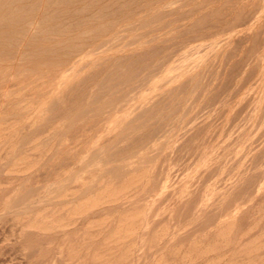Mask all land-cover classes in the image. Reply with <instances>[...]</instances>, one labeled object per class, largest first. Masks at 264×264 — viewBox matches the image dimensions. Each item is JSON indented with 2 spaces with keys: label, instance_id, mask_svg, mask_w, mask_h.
<instances>
[{
  "label": "rangeland",
  "instance_id": "obj_1",
  "mask_svg": "<svg viewBox=\"0 0 264 264\" xmlns=\"http://www.w3.org/2000/svg\"><path fill=\"white\" fill-rule=\"evenodd\" d=\"M110 1L111 3H109ZM136 1L137 0L135 1L134 0H124V1L121 0L120 2L119 0L118 2V0H113L114 7L113 6L111 7L110 5H112L113 3L112 0H82V2L81 0H56V1L49 0L48 8H50V10L51 8L54 10L55 20L48 22L41 28H35L34 33L37 35L38 38L43 36L45 38L50 37V39H62V40L64 39V43H67V45L70 46L72 43H75L77 45L78 44L81 45L80 48H78L76 52H73L71 53V55L66 57L67 58L66 62L59 61L58 62L59 65L51 66V64L39 61V59H33V60L29 59L22 63V66H20L21 68L17 70L13 68L11 72L8 75H6V77L3 78L2 75L0 74V81L3 80L2 82H0V88H3V89H0V98H1L0 107H2L0 108L1 110L0 113L3 114L4 112L3 115L0 114V123H1L0 127L2 128V124H5L7 122L5 126L3 125V128L5 127V129H0L2 131V132L0 131V135H4L2 137L0 136V141L3 140L0 142V149H1L0 152L2 151L0 153V156H1L0 157V187H1L0 188V205L4 208L3 209L0 207V261H1L0 264H60V261H61V264H64V263L76 264L79 257L80 258L82 257L81 258L82 260L79 258V260L81 261L80 262L78 261L77 264H90V263L95 264L93 261H95L96 264H99V263L102 264L104 261H105V264L107 263L114 264L112 262L117 261V259H118V262L116 264H120V262L123 260L124 261L121 262V264H155V262L157 261L159 264H164V262L165 264H168V263L169 264H187L189 262L191 263V260L194 257L191 263L193 264V262H195L194 259L197 254H198L197 255L198 257L196 259L198 261H196L195 264H205V263L215 264L216 262H219V261H220L219 264H224L225 262L226 263L228 262L227 264H238V263L250 264V262L251 264H257L258 262L259 264H263L264 244L262 243H264V238H263L264 237L263 236L264 235L263 234L264 232V226H263L264 225V208H263L264 204L262 203H264V182H263L264 181V153H263L264 144L262 141L264 140V135L262 134H264V128H263L264 121H262V119L264 120V117L260 116L259 118L258 116L257 118H255L254 112L245 113V110H243L244 112L241 114L238 112L236 108L239 109L243 105V103H245L246 101L245 97H244L245 99L241 100V103L236 105L237 107L234 105L233 112H228L226 110L221 111L220 108L217 106L216 99L213 98V100H210V98L212 95L215 96L217 93H219V95L222 96V93H220L222 90L221 89L222 85H220L217 80H214L213 82L212 81L213 76L208 73H206L207 75L206 74L203 75L204 78L203 77L201 78L202 79L201 85L206 86L208 84L209 86L207 85L206 86L207 88H205L204 86L203 87L204 89H203L201 88L202 86L200 85L201 87L199 86V88L201 90H199V88L196 90V88L193 87L191 95H187V93H185L186 90L183 91L184 93H182V91L180 90H177L176 88L174 90V87H177V85L180 83L187 82V83H190V85H192L194 81H196V79L200 78V76H196L198 69L200 67H205L209 63V61L213 58V52H210L209 50L203 47L208 41L189 42L186 38L190 36L196 37L203 30H206L209 27H215L217 25V22L220 19L230 20L231 18H233L235 11H237L236 10L237 5H239L240 3L244 1L246 3L249 0H225L224 2L223 0H213V1L209 0L210 2L208 0H206L207 2L205 0L204 2L203 0H163V1L159 0L160 2H154L156 0H143V1L138 0V2ZM201 1L203 2V4L208 3V2L209 3L207 5L205 4V6L202 5L203 6L202 7ZM255 1L256 0H250V2L248 3L249 5H247L245 7V10L243 11L245 12V14L247 12L248 14L251 12L256 13L255 16H257V19L253 21L251 20L248 22V24H251L252 27L249 25H246V27L249 26V29L251 28L250 29L251 31L249 30V33H251L252 36L257 34L256 35L257 39H261V37H264V34L262 35V33H264L263 31L264 28H262L264 27V0L262 1L257 0L256 2ZM152 2L154 3L152 4ZM24 3L28 5L29 0H0V32L9 31V29H7L5 26L6 24L5 19L2 20L1 18L9 17V15L13 12L12 10H15V8H19L17 10L18 12H20L21 11L20 5ZM121 3H124L122 4L124 7L121 5ZM127 3L128 4L131 3V4L127 5ZM119 4L122 6V8L118 7ZM184 4L185 6H183ZM145 5H146L145 8L139 9L140 7H144ZM194 5L195 7L198 6L197 8L200 11H198L197 8L194 10ZM83 6L84 7L87 6V7L83 9ZM175 7L177 8L176 10H174V12L176 13L171 12L172 14L171 16L170 11H172ZM220 7H221V10H220ZM103 8H106L105 11H103ZM190 8L193 10H191ZM215 8L216 10H214ZM208 11H213V12L210 13ZM214 11L219 12V14L214 13ZM64 12L65 13L67 12L68 14H65ZM75 12H78L79 14L77 13L73 14ZM189 12H191V14ZM167 13L170 14L169 17H167L168 16ZM180 13L181 14L184 13V15L182 16L183 18L186 16V14H187V17H185L184 19L182 18L181 20V17H179L181 16ZM106 14L108 15L107 17H106ZM165 14H167L166 18H165ZM210 14L211 15L213 14V15L211 16ZM103 15H105L104 16L105 18L102 17ZM199 15L201 16L199 17ZM213 16L214 17L219 16L221 18L217 20L218 17H215L216 19L215 20L213 19L214 18ZM161 17H162V20H161ZM204 17H207L206 21H208L206 22L203 20L204 23L206 22V26L205 25L202 26L204 23L200 20ZM127 18L129 20H127ZM173 18L174 20L172 21L171 19ZM125 19L127 21H125ZM155 19L160 20V21L155 22L154 21ZM169 19L172 22L176 20L177 21L176 23L175 22L172 23L171 21H168ZM123 20L125 22H123ZM79 22L80 23L83 22V23L80 24ZM148 22L150 24H148ZM164 22L169 27H166L167 25H165ZM169 22H171L172 24H170ZM162 23L164 26L161 25ZM190 24H192L191 30L194 29L193 27H195L197 31L194 29L193 33L189 32L190 34H188V36L184 35L183 38H177L176 37L177 34L179 35V33H181L180 31L184 32L185 28H187V26H190ZM207 24H209V27ZM210 24H212V26ZM66 25L69 27H66ZM140 25L144 27H141ZM158 26L160 27L162 26V28L163 27L164 28L166 27V28L162 29V28H159ZM258 26L261 27L262 32L260 31L261 30L260 28L258 29ZM49 27L50 28L52 27V28L49 29ZM152 27H155V28H152ZM174 27L175 28L178 27V29L177 28L174 29ZM156 28H157V31L154 30ZM60 29H62L60 33L56 32V31H59ZM169 29L170 30L172 29V31L166 32ZM151 30H154L155 32L153 31L152 33H150ZM145 31L146 32L149 31V34H146ZM141 32L142 33L144 32L145 36L141 37V34H142ZM163 32L165 34H163ZM139 34L141 38L138 36ZM170 34H172V36ZM240 34L235 33V32H231V33L223 32L219 36V38L225 39L227 36L231 35L230 39L233 40V47H234L235 46L234 44L236 43L235 41L239 39L241 36ZM134 35L136 36L134 37ZM152 35L155 37L157 36V37L155 38L154 41L153 40L149 41L148 40L149 38L154 39ZM173 36L176 38H174ZM163 39H168V41H164ZM184 39H186L185 42H184ZM115 40L116 41L118 40V41L116 42ZM145 41L146 42L148 41L150 43L147 42L148 43L147 44L145 43ZM160 41L162 42L159 44ZM163 41H164V44H162ZM179 41L181 42L179 43ZM175 42L177 43L173 44L172 46V43H175ZM125 43H127L126 44L127 47H125ZM128 43H130V45H128ZM142 43L144 44V46L140 45ZM83 44L88 45V46L83 47L84 46ZM244 44L245 45H242L243 47L248 46V44L246 43ZM118 45H120V47L124 45V50H122L123 47L120 49ZM163 45L168 46V47L165 48V46ZM196 45H199L200 47ZM152 46H155V47L153 48ZM151 47H152V51L148 50V49H151ZM189 47L192 49V56L187 57L188 56L187 49ZM68 48L71 49L70 47H67L65 48V50H67ZM159 48L161 50L163 48L165 49L161 51ZM200 48H204V49H200ZM104 49H106L107 51ZM117 49L119 50V52L120 51L121 52L117 53L118 52ZM72 50L74 51V49H71V51ZM114 50L116 52H113ZM174 50H175V53L173 52ZM146 51L148 52V54L146 53ZM195 51H198L196 53L197 56H195L196 55ZM171 52L173 53L171 54ZM237 53L239 54V51H237ZM184 54L186 55V57L183 56L181 58V56ZM121 55L123 56L127 55L129 59H125V61L124 60L121 61V64L119 66H109V62H111L112 59L118 56H121ZM141 55L142 57L139 59ZM110 56L111 58L109 59L108 57ZM103 57L104 59H101ZM144 57L145 59H143ZM177 57L178 58L180 57V58L178 59ZM106 58L108 59L105 61ZM135 58H137L138 61H136ZM1 60L2 61H0V65L11 64L10 63L11 61L6 60L5 57H2ZM95 60H97L98 63H100L101 65L100 66L99 64L96 65L97 61ZM190 60H191V63H190ZM131 61H132V64L129 65ZM88 62L91 64L90 65L87 64ZM160 62L162 63V65L156 70L150 71L148 69V67H150L151 65H155L156 63H160ZM85 63L87 66L85 65ZM81 64H84L86 68L82 67L83 65L81 66ZM176 64H179V65L182 64L181 65L182 68L180 70L174 68L170 72H167V69L169 67L175 66ZM196 64L198 65L197 67L195 66ZM144 65L148 67H144ZM78 67L80 70L78 69ZM101 67L103 68L101 69ZM77 70H79L80 72L78 71V73H76ZM136 71L137 72L139 71L138 74ZM89 72H92V73L90 74ZM106 72H109L110 76L114 75L113 76L114 79L113 77L105 78ZM48 73L50 74V76L48 75ZM129 74L134 77H132L131 79H126L127 76H130ZM75 75L77 77H75ZM34 76L35 77L38 76V77L35 78ZM207 76H210L208 77L209 79L207 78ZM30 77L32 79L28 80L30 79ZM44 77L45 79L46 77L48 79L45 80ZM70 77L72 78V80ZM169 78H171V80L167 82ZM41 79L42 81L39 82ZM122 79H124V81L130 80L131 85H126V87L122 89L120 88L121 85H115V82L118 83V81ZM210 79L211 81H209ZM26 80L28 81L26 82ZM23 81H25V83ZM7 83H8V86H7ZM51 83L52 84L56 83V85L54 84L55 86L53 85V87L51 88L49 87V85H52ZM216 83H218V85L220 86H218ZM12 84L14 85L13 89H11L13 87ZM108 85H111V86L108 87ZM38 87H39V90H38ZM4 88L5 89L8 88V89L5 90ZM41 88L43 91H40ZM1 90L4 92L6 91L7 94L5 95V97L1 95L2 93ZM35 92H38V93L35 94ZM122 92L128 93L129 97L124 99V97H122L121 95ZM233 95L235 96V90L233 91ZM167 96H169V98H167ZM9 97H11L12 99ZM41 97H45V99ZM72 97L74 98L71 99ZM173 97H175V100ZM35 98H37L38 100ZM233 99H234L233 101L235 100L237 101V95ZM221 100H222V97H221ZM263 100L264 99L259 101L258 99L257 102H255L256 103L255 105L259 104V106L262 107L264 105ZM169 101H171V103ZM31 102H34L35 104H37V106H35V104ZM167 103H170V104H167ZM7 105L8 107H5ZM14 105H18V106H14ZM25 106L27 108L29 107V110ZM59 106L60 107L62 106V107L60 108ZM3 107H5L6 111L3 110L4 109ZM11 107L13 110L10 109ZM15 107L17 108L15 109ZM59 110H63V112L60 113ZM236 111L238 112L236 113L237 115L235 114ZM5 112L6 113L8 112L9 115L8 114L6 115ZM222 112H224L225 115ZM194 115H196L197 117ZM250 115L251 116L253 115V116L251 117ZM261 115L264 116V108H262L261 110ZM248 116H249V119L246 118ZM35 117H37V119H35ZM54 117H57V118H54ZM10 119L11 120L14 119V120L11 121ZM40 120H42L43 122ZM221 120L223 121V123ZM240 120L242 121L241 123H240ZM255 120L257 122L259 121L262 122V123L261 122L258 123L259 125H257L256 130H255L256 127L254 126L256 123ZM8 121H10V123ZM37 122H39V124ZM8 124H9V128L11 124L12 125L14 124L13 125L14 127L11 126L13 127V129L11 128L12 130L9 128H6ZM55 124H58V125H55ZM230 124H231V127H230ZM29 125L32 127H30ZM235 125L236 127L238 126L239 128H236ZM241 126L244 128H241ZM248 126H249V129L247 128ZM252 128H253L252 132L254 134L253 133L251 134ZM262 128H263V133L261 132ZM23 129L25 131L22 132ZM79 129L81 130L82 135H84V133L86 132L85 134H87L88 137L84 135L85 136L84 138L82 135H80L81 132H79L80 131ZM222 130L223 131L226 130V133L225 131L223 132ZM200 131L202 132L200 133ZM246 131L248 132L245 133ZM260 132L262 134H260ZM223 133L225 137H222ZM11 135L12 136L14 135L12 137L13 139L9 140ZM250 135L252 136L250 137ZM212 136L215 137L216 139L213 138ZM243 136L245 138H243ZM37 137L39 141L32 140L33 138H37ZM17 138H18V141H16ZM211 138H213L214 140L213 139L211 140ZM255 138H258L261 140L258 141V139H255ZM66 139H68V141ZM105 139H106V142H104ZM210 140L212 141L211 144L209 143ZM253 140L254 141L257 140V142H255L254 144ZM27 141L28 142L33 141V143L30 142V146H29V143ZM87 141L89 144L86 143ZM72 142H73V145H72ZM90 142H92V144H90ZM208 143L211 146H209ZM215 143L217 144L219 143V144L217 145ZM26 144L28 146H26ZM85 144L86 145L88 144L87 145L88 149L84 147ZM203 144H205L206 146L205 145L203 146ZM10 145H13L12 146L13 148ZM257 145L258 147L259 146L260 147L257 148ZM245 146H247L246 147L247 149L245 148ZM254 146H255V150L252 149ZM33 147H37V148L34 149ZM52 147H53V150H52ZM83 147L85 148V150ZM47 148H48V151H46ZM7 149L8 150L12 149L11 151L8 152L9 155L7 154ZM82 149L84 151H82ZM120 149L122 150L120 151ZM199 149H201L200 153H198ZM5 150H6V154H4ZM25 150L26 151L28 150L27 154ZM260 150H262L263 152H260ZM70 151H71V154H70ZM250 151L252 152L250 153ZM258 152L260 153V155ZM73 154L75 155L74 157H73ZM6 155L8 156L6 157ZM20 156L22 159H24L25 157L26 158L24 160L22 159L20 160L19 159ZM71 157L72 159H70ZM16 158H18L19 160L18 159L15 160ZM27 158L28 160L32 162L28 161ZM254 158L255 159L257 158L256 160H258V162H256ZM253 159L255 161H253ZM13 160L17 162L20 161V163L22 161L24 165H22V163L21 165L17 164V162ZM25 160L29 164H26ZM60 160L62 163L60 162ZM11 162H14L15 164ZM51 162L52 163L54 162V163L51 165ZM254 162L257 164H254ZM58 163L61 166L62 165L63 166L59 168L60 165ZM67 163H70V165L69 164L67 165ZM11 164L13 166V169L11 168L12 167ZM49 164L50 166H48ZM9 165L11 167L8 168L7 170L6 168L9 167ZM14 165L15 166L20 165L22 168L24 166V168L22 169V171L20 170L21 172H19V171L14 170V168H17ZM25 165H27V167L29 166L30 168L28 167V169L25 170L27 168ZM256 165L258 166V168H256ZM57 167H58V170H56ZM245 167L247 169H245ZM54 168L56 169L54 170ZM251 168H254L255 170ZM10 169L13 171H11ZM142 169H145V170H142ZM140 171L142 172L144 171V174L146 172L147 175L145 176L142 175L143 173ZM62 173H64L63 174L64 177ZM61 176L63 177L62 179H61ZM129 176H132V178ZM87 177H89V179H87ZM127 177L129 178L127 179ZM79 182L83 185V187H81V184ZM107 182L111 183L109 184L110 186L108 185ZM138 182H140V184H138ZM105 183L107 184L105 185ZM135 184H136V187H135ZM113 185H115V187ZM111 187L113 189H110ZM115 188L117 192L115 191ZM118 188L120 190L122 188L123 190L121 191L117 190ZM107 190H108V193L103 194V193H106ZM65 191L68 192L69 194L66 193ZM76 191H77V194H76ZM101 191L102 193L98 195V192H101ZM70 193L75 194V196L73 195L71 197L72 194L70 195ZM88 193L92 196V198H94V200L97 196L96 199L97 201H99V202H96L95 200L96 205L90 206V208L87 207V205H84L86 201L83 200L87 197ZM115 193H116V196H114ZM122 193H124L125 195ZM94 194H97V195L95 196ZM64 195L67 197H64V199H62ZM121 196H123L124 198ZM59 197H61V199ZM98 197L100 198V200ZM109 198L117 199V200L111 203H107V204L103 203V200L109 199ZM256 199L258 201H256ZM76 202L79 204H76ZM82 205L84 207H82ZM262 205L263 207H261ZM95 206H96V209H94ZM62 207H63L62 209L63 211L61 210ZM77 208L83 210V213L81 210L79 211ZM139 209H141L142 211H140ZM133 210L135 213H133ZM86 211H89V212H86ZM37 212L40 214H38ZM125 212H129L127 214L129 216H126ZM35 213H37V215H35ZM134 214L139 215V217L136 215L134 216ZM46 215L48 218L46 217ZM121 215L123 216V218L121 217ZM61 217L63 218V220ZM40 218L41 220H39ZM43 218H45V220ZM57 218H61V219H57ZM48 219H50L49 220L50 222L46 221ZM64 219H65V222H62L64 221ZM68 219H70L71 221ZM92 219L96 220V222L94 221L95 222L94 223ZM107 219L109 220L111 219V220L109 221ZM52 220L53 221L55 220L54 221L55 223L57 220V224H54ZM122 220L126 222L122 223L123 222ZM127 220H128V223H127ZM232 220L234 221L231 222ZM43 221L46 222L48 229L46 228L47 226H45L44 228L37 226L38 223L40 222H42L43 224L44 223ZM130 221L131 223H134V225L129 223ZM138 221H141L140 222L141 224L137 226L135 224H138L139 223ZM58 222H60V224ZM89 222H91V224L94 227L91 226ZM97 222L100 223L101 228L98 226L99 223ZM118 222L122 226H120ZM224 222H226V224ZM49 223H51L50 226L48 225ZM105 223H106V226H105ZM63 224L68 227L66 228V226H64ZM229 224L231 225V228L233 227L232 229L230 228ZM255 224L257 225L256 226L257 228L255 227ZM15 225H18V226L16 227ZM118 225L120 226V228H118ZM27 226H30V227L27 228ZM136 226L137 228H139V230H135L137 229L135 228ZM253 226L255 227V229L253 228ZM18 227H20V229ZM31 227L32 228L34 227V228L32 229ZM35 227H37L38 230L35 229ZM56 227L57 229H55ZM97 227L98 229L99 228L100 229L98 230ZM115 227L118 228L119 230L116 229ZM24 228H27V229H24ZM45 228L47 230H44L43 232L40 231L41 229L43 230ZM50 228H53V230L54 229L55 230L54 231L52 229L50 230ZM161 228L166 232H164ZM126 229H127V233H125ZM100 230L104 231V233L102 232L101 234V232H98ZM133 230H134V234H132ZM227 230L228 231L231 230L230 231L231 234ZM246 230L251 231L253 235L250 234L251 232L249 231H247L248 235H246L247 232L244 233ZM93 232L95 235L93 234ZM161 232H163L164 235ZM110 233H113V235L111 234L110 236ZM242 233L243 235L241 237L240 234ZM84 234L87 235V237H85ZM128 234L129 235L131 234V235L129 236ZM154 234L156 235L155 239L157 240L159 239L158 241L156 240V242L154 239L155 236H153ZM227 234L229 237L227 236ZM260 234H262L261 235L262 237L260 236ZM114 235L117 236L116 238L117 240L114 238L115 237ZM119 235L120 236L122 235V237H120ZM215 235L218 237H216ZM250 235L252 237H250ZM90 236H92L93 238L92 237L89 238ZM157 236H159V238ZM212 236L213 237L215 236L214 239L212 238ZM222 237H224L226 242L228 241L229 243L227 242L226 244L225 240L221 239ZM246 237H249L250 239L249 238L247 239ZM120 238L121 239L123 238L124 240L126 239L125 240L126 242H124V240H120ZM215 238H217V240ZM258 238H260L261 240L260 239L257 240ZM85 239L87 242L83 241ZM109 239H112V240H109ZM70 240L73 242H71ZM152 240H154V242ZM192 240L193 242H190ZM214 240L217 241L218 243L215 242ZM242 240H246L247 242L245 243V241H242ZM252 240H254L255 242ZM256 240L258 241V243H256ZM81 241H83L84 243ZM117 241H122V243L120 242L117 243ZM106 242L107 243L110 242V243L106 244ZM112 242L113 243L116 242V243L113 244ZM248 242L250 244L247 245ZM123 243L125 244L123 245ZM216 243H217V246H216ZM222 243H224V245H220ZM239 243L241 244L239 245ZM255 243H256V246H255ZM190 244H192L193 247L194 246L196 247L193 248L191 247L192 245ZM218 244L220 245V247ZM242 244L243 246L241 247ZM260 244H262V247ZM60 245L63 246V248H61ZM70 245H72L71 248H70ZM103 245L105 246L103 247ZM117 245L118 246L121 245L119 246L121 247L119 248L120 251L116 249L118 248ZM252 245H254V247ZM76 246H77V249H76ZM222 246L223 247L225 246L224 247L225 249H223ZM244 246L247 248V251H245L246 248ZM208 247L212 249V252L211 251L209 252ZM214 247L216 248V250ZM238 248H239V251H238ZM103 249L105 251H103ZM126 249H129L130 251L125 252L127 254L125 255V259H126L125 260L124 255L122 253H124L123 251H127ZM240 249L241 250L244 249V252L242 253H244L245 256L240 252L241 251ZM58 250L60 251L62 250V251L58 252ZM95 250H99V251H95ZM190 250L192 253L190 252ZM236 250L242 255H240L239 253L237 254V252H235ZM249 250H252V251H249ZM56 251L58 253V256L60 254V257L56 255ZM94 251L95 253L96 252L97 253L95 254ZM201 251L203 252V255ZM73 252H75L74 255L72 254ZM103 252L107 253V256L109 254L108 259L105 253ZM228 252L229 254H227ZM234 252L236 255L233 254ZM188 253L189 254L191 253L190 255L192 257H190ZM207 253L209 254V256H207L208 255ZM76 254L78 255L75 256ZM93 254H95L97 256L96 258L98 259L100 257L99 255L101 254L102 256L103 254V256L100 257L101 261H99L98 259H97L98 261H96L95 256ZM69 255H71V257ZM111 255L112 256L115 255V256L112 257ZM120 255L123 256L122 257L123 259L121 258ZM250 255L251 257H249ZM64 256L66 259L64 258ZM72 256L73 257L75 256V258H73ZM85 256H87L88 258ZM241 256L242 257L244 256L245 258L242 259ZM246 256L248 258H246ZM160 257L162 259L159 260ZM218 257L219 258L225 257V259H222V260L220 259L218 261ZM232 257L235 259L233 260L229 259ZM60 258L61 260H59ZM120 258L121 260H119ZM185 258L187 260H185ZM257 258L260 259L261 263L260 261H258ZM228 259L231 260V262H229ZM252 259L254 261L257 259V261L253 263ZM66 260L69 262L71 261L72 263L66 262ZM213 261L214 262L216 261V262L214 263ZM232 262H235V263H232Z\"/></svg>",
  "mask_w": 264,
  "mask_h": 264
},
{
  "label": "bare ground",
  "instance_id": "obj_2",
  "mask_svg": "<svg viewBox=\"0 0 264 264\" xmlns=\"http://www.w3.org/2000/svg\"><path fill=\"white\" fill-rule=\"evenodd\" d=\"M56 1V0H55ZM122 1H124V0H122ZM135 1V0H134ZM140 1V0H139ZM143 1V0H142ZM141 1V2H142ZM161 1V0H160ZM159 0H156V1H154V2H160ZM163 1V0H162ZM206 1V0H205ZM209 1V0H208ZM213 1V0H212ZM225 0H223V2H224ZM257 1V0H256ZM255 1V2H256ZM262 1V0H261ZM26 2V1H25ZM81 2H82V0H81ZM90 2V1H89ZM112 2H113V0H112ZM118 2H119V0H118ZM120 2H121V0H120ZM130 2H132V1H130ZM136 2H138V0L136 1ZM154 2H152V4L154 3ZM203 2H204V0H203ZM203 2L201 1V6L202 5H204L205 6V4L207 5L208 3H205V4H203ZM207 2V1H206ZM250 2V0L249 1H247L246 3H245V1L244 2H242V3H240L239 5H237V7H236V10L237 11H235V13H234V15H233V18H231L230 20H223V19H220L221 17H219V16H215V17H218V19L217 20H219L218 22H217V25L215 26V27H209V24H207L208 25V29H206V30H203L198 36H194V37H192V36H190V37H187L186 39L189 41V42H191V41H208L203 47L204 48H206L207 50H209L210 52H213V58L209 61V63L205 66V67H200L199 69H198V71H197V73H196V76H200V78H198V79H196V81H194V83L192 84V85H190V83H187V82H185V83H180V84H178L177 85V87H174V90H175V88L177 89V90H180V91H182V93H184L183 91L184 90H186V92L185 93H187V95H191V92H192V88L193 87H195L196 88V90L199 88V86L201 85V83H202V77H203V75L204 74H206V73H208V74H210V75H212L211 77L213 78V82H214V80H217L218 81V83L220 84V85H222V90H221V92H220V90H219V92L220 93H222V96L221 95H219V93H217L215 96L214 95H212L211 96V98H210V100H213V98H215L216 99V103H217V106L220 108V110L221 111H228V112H233V109H234V105L236 106L237 104H239V103H241V100L242 99H245L246 98V101H245V103H243V107L241 106L239 109L238 108H236L237 110H238V112L241 114V113H243L244 111L243 110H245V113L246 112H254L255 113V118H257L258 116H259V118H260V116L261 117H264L263 115H261V110H262V108H264L263 106L262 107H260L259 106V104L258 105H255L256 103L255 102H257V100L259 99V101H261L262 99H264V37H261L260 35V37H261V39H257V34H255L254 36H252V34L251 33H249V30L251 29H249V26H251V24H248V22L249 21H253V20H255V19H257V16H255L256 15V13L254 14L253 12H251V13H249L248 14V12L245 14V12L243 11V10H245V7L247 6V5H249L248 3ZM10 3V2H9ZM8 3V4H9ZM12 3V2H11ZM27 3V2H26ZM48 3H49V0H29V4L28 5H26L25 3L24 4H22V5H20V9H21V11L20 12H18V10L17 9H19V8H15V10H12L13 12L9 15V17H7V18H1L2 20L3 19H5V21H6V24H5V26H6V28L7 29H9V31H1L0 32V61H2L1 59H2V57H5L6 58V60H9V61H11L10 63L11 64H2V65H0V74L2 75V77L4 78V77H6V75H8L10 72H11V70L13 69V68H15L16 70L17 69H19V68H21L20 66H22V63L23 62H25V61H27V60H29V59H39V61H42V62H44V63H48V64H51V66H55V65H59L58 64V62L59 61H61V62H66L67 60V58L66 57H68L69 55H71V53H73V52H76L77 51V49L78 48H80V46L81 45H77V44H75V43H72L70 46L69 45H67V43H64V39L62 40V39H50V37L49 38H45V37H40V38H38L37 37V35L34 33V29L35 28H41V27H43L45 24H47L48 22H50V21H52V20H55L54 19V10L51 8V10H50V8H48ZM68 3V2H67ZM97 3V2H96ZM99 3V2H98ZM109 3H111V1L109 2ZM116 3V2H115ZM126 3V2H125ZM173 3V2H172ZM211 3H213V2H211ZM210 3V4H211ZM214 3H216V2H214ZM235 3V2H234ZM7 4V5H8ZM54 4H56V3H54ZM75 4H77V3H75ZM94 4H95V2H94ZM114 2L112 3V5H110L111 7L113 6L114 7ZM122 4H124V3H121V5ZM129 4H131V3H129ZM128 3H127V5H129ZM151 4V5H152ZM209 4V5H210ZM233 4V3H232ZM256 4V3H255ZM71 5V4H70ZM93 5V4H92ZM116 5V4H115ZM120 4H119V8H122V6H121ZM135 5H136V3H135ZM170 5H171V3H170ZM229 5V4H228ZM252 5V4H251ZM60 6V5H59ZM75 6V5H74ZM89 6V5H88ZM121 6V7H120ZM149 6V5H148ZM182 6V5H181ZM183 6H185V4L183 5ZM225 6V5H224ZM226 6H227V4H226ZM258 6V5H257ZM85 7H87V6H85ZM84 6H83V9L85 8ZM95 7V6H94ZM124 7V6H123ZM146 7V5L144 6V7H140L139 9H141V8H145ZM163 7V6H162ZM171 7V6H170ZM198 7V6H197ZM197 7H195V5H194V10L197 8ZM200 7V6H199ZM203 7V6H202ZM219 7V6H218ZM253 7H254V5H253ZM118 8V9H119ZM155 8V7H154ZM180 8V7H179ZM201 8V7H200ZM224 8V7H223ZM258 8V7H257ZM23 9V10H22ZM74 9V8H73ZM82 9V8H81ZM80 9V10H81ZM105 9L106 8H103V11H105ZM110 9V8H109ZM124 9V8H123ZM163 9V8H162ZM177 8L175 7L172 11H170V14H171V12L173 13L174 12V10H176ZM191 9V8H190ZM198 9V8H197ZM76 10V9H75ZM88 10V9H87ZM92 10H93V8H92ZM108 10V9H107ZM115 10V9H114ZM138 10V9H137ZM187 10V9H186ZM191 10H193V9H191ZM206 10V9H205ZM212 10V9H211ZM214 10H216V8L214 9ZM217 10H219V9H217ZM220 10H221V7H220ZM86 11V10H85ZM135 11V10H134ZM178 11V10H177ZM189 11V10H188ZM198 11H200L199 9H198ZM226 11V10H225ZM62 12V11H61ZM79 12V11H78ZM78 12H75V13H73V14H79ZM96 12V11H95ZM112 12V11H111ZM115 12V11H114ZM123 12V11H122ZM151 12V11H150ZM162 12V11H161ZM184 12V11H183ZM208 12H213V11H208ZM207 12V13H208ZM231 12V11H230ZM230 12H228V13H230ZM256 12H257V10H256ZM57 13V12H56ZM65 13V12H64ZM80 13H81V11H80ZM99 13V12H98ZM100 13H101V11H100ZM174 13H176V12H174ZM190 14H191V12H189ZM214 13H218L219 14V12H215L214 11ZM65 14H68L67 12L65 13ZM71 14V13H70ZM94 14H96V13H94ZM108 14V13H107ZM106 14V17L108 16ZM128 14V13H127ZM158 14V13H157ZM168 14V13H167ZM167 14H165V18H166V16H167ZM170 14H168V16L167 17H169V15ZM186 14V13H185ZM189 14V15H190ZM205 14V13H204ZM226 14V13H225ZM57 15V14H56ZM55 15V16H56ZM62 15H64V14H62ZM113 15V14H112ZM136 15V14H135ZM174 15V14H173ZM179 15V14H178ZM180 15L181 16H179V17H181V20H182V16L184 15V13L183 14H181L180 13ZM202 15V14H201ZM201 15H199V17L201 16ZM209 15V14H208ZM211 15V14H210ZM213 15V14H212ZM211 15V16H212ZM216 15V14H215ZM223 15V14H222ZM221 15V16H222ZM105 15H103L102 17H104ZM144 16V15H143ZM163 16V15H162ZM171 16H172V14H171ZM203 16V15H202ZM230 16V15H229ZM228 16V17H229ZM67 17V16H66ZM178 17V16H177ZM185 17H187V14H186V16ZM184 17V18H185ZM190 17H192V16H190ZM210 17V16H209ZM214 17V16H213ZM212 17V18H213ZM215 17L213 18V19H215ZM224 17V16H223ZM222 17V18H223ZM60 18H62V17H60ZM74 18V17H73ZM86 18V17H85ZM99 18V17H98ZM105 18V17H104ZM103 18V19H104ZM183 18V19H184ZM206 18L207 17H204V18H202V19H200L202 22H203V20L204 21H206ZM87 19H88V17H87ZM97 19V18H96ZM132 19V18H131ZM157 19V18H156ZM154 20L155 22L156 21H160V20ZM159 19V18H158ZM127 20H129L128 18H127ZM126 19H125V21H127ZM161 20H162V17H161ZM172 21L174 20V18L173 19H171ZM170 19L168 20V21H171ZM176 20V19H175ZM178 20H179V18H178ZM180 20V21H181ZM196 20H197V18H196ZM198 20H199V18H198ZM210 20H212V19H210ZM216 20V19H215ZM215 20H213V21H215ZM72 21V20H71ZM80 21H81V19H80ZM124 20H123V22H125ZM141 21V20H140ZM153 21V22H154ZM171 21V22H172ZM177 21V20H176ZM176 21H174L175 23H176ZM2 22V21H1ZM68 22V21H67ZM87 22V21H86ZM115 22V21H114ZM113 22V23H114ZM122 22V21H121ZM151 22V21H150ZM167 22V21H166ZM169 22L170 24H172V23H174V22ZM197 22H199V21H197ZM206 22H208V21H206ZM206 22L202 25V26H206ZM80 23V22H79ZM83 23V22H82ZM82 23H80V24H82ZM85 23V22H84ZM88 23H90V22H88ZM118 23V22H117ZM120 23V22H119ZM135 23V22H134ZM138 23V22H137ZM142 23H144V22H142ZM214 23H216V22H214ZM253 23V22H252ZM257 23V22H256ZM112 24V23H111ZM145 24H147V23H145ZM148 24H150L149 22H148ZM164 24L165 25H167L165 22H164ZM193 24V23H192ZM192 24H190V26H187V28H185V31L184 32H182V31H180L181 33H179V35L177 34V38H183V36L184 35H186V36H188V34H190V33H193V31H194V29H195V27H193L194 29H192L191 30V28H192ZM254 24V23H253ZM252 24V25H253ZM263 24V23H262ZM162 26H164L163 25V23L161 24ZM179 25V24H178ZM185 25V24H184ZM184 25H182V26H184ZM194 25V24H193ZM201 25V24H200ZM211 26H212V24H210ZM246 25H249V26H247L246 27ZM77 26V25H76ZM79 26V25H78ZM141 26V25H140ZM162 26L160 27V26H158L159 28H162ZM171 26V25H170ZM260 26H262V25H260ZM2 27V26H1ZM53 27V26H52ZM51 27V28H52ZM54 27H55V25H54ZM57 27H58V25H57ZM61 27V26H60ZM66 27H69V26H67L66 25ZM141 27H144V26H141ZM140 27V28H141ZM156 27V26H155ZM155 27H152V28H155ZM157 27V28H158ZM166 27H169L168 25L166 26ZM165 27V28H166ZM179 27V26H178ZM178 27H176L177 29H178ZM190 27V28H189ZM198 27V26H197ZM196 27V28H197ZM252 27V26H251ZM256 27H257V25H256ZM50 27H49V29H51ZM65 28V27H64ZM157 28L156 29H154V30H156L157 31ZM164 28V27H163ZM162 28V29H163ZM164 28V29H165ZM175 27H174V29H176ZM255 28V27H254ZM261 29V27H259L258 26V29ZM262 28H264V27H262ZM48 29V28H47ZM46 29V30H47ZM79 29V28H78ZM150 29V28H149ZM173 29V28H172ZM172 29L170 30H168V31H166V32H169V31H172ZM63 30H65V29H63ZM140 30V29H139ZM154 30H151L150 31V33H152ZM196 30V29H195ZM254 30V29H253ZM43 31V30H42ZM62 31V29H60L59 31H56V32H58V33H60ZM93 31V30H92ZM159 31V30H158ZM197 31V30H196ZM199 31V30H198ZM251 31V30H250ZM258 31V30H257ZM261 32H262V29L260 30ZM264 31V30H263ZM46 32V31H45ZM44 32V33H45ZM146 32V31H145ZM155 32V31H154ZM190 32V33H189ZM200 32V31H199ZM223 32H229V33H231V32H235V33H241L240 35V38L239 39H237L234 43V47H233V40L232 39H230L231 38V35H229V36H227L225 39H220L219 38V36L223 33ZM247 32V33H246ZM41 33H43V32H41ZM49 33V32H48ZM142 33V32H141ZM175 33V32H174ZM255 33V32H254ZM258 33V32H257ZM143 34V35H142ZM141 34V37L142 36H145L144 35V32ZM146 34H149V31H147L146 32ZM163 34H165L164 32H163ZM162 34V35H163ZM264 33H262V35H263ZM83 35H85V34H83ZM82 35V36H83ZM159 35V34H158ZM161 35V36H162ZM171 36H172V34H170ZM224 35V34H223ZM136 35H134V37H135ZM139 37H140V34L138 35ZM153 36V35H152ZM151 36V37H152ZM160 36V35H159ZM158 36V37H159ZM169 36V35H168ZM218 36V37H217ZM140 37V38H141ZM154 37V39L152 38H149L148 40L150 41H154L155 40V38L157 37H155V36H153ZM174 37V36H173ZM176 37H174V38H176ZM216 37V38H215ZM238 37V36H237ZM56 38V37H55ZM61 38V37H60ZM93 38H95V37H93ZM121 38V37H120ZM165 38H167V37H165ZM173 38V39H174ZM130 39V38H129ZM169 39V38H168ZM168 39H163L164 41H168ZM186 39H184V42L186 41ZM74 40V39H73ZM84 40V39H83ZM118 40H119V38H118ZM117 40V41H118ZM131 40V39H130ZM129 40V41H130ZM170 40V39H169ZM116 41V40H115ZM116 41V42H117ZM132 41V40H131ZM137 41H139V40H137ZM164 41H163V43L162 44H164ZM187 41V42H188ZM67 42V41H66ZM115 42V43H116ZM133 42V41H132ZM134 42H135V40H134ZM148 42V41H147ZM146 41H145V43H147ZM162 41H160L159 42V44L161 43ZM181 41H179V43H180ZM123 43V42H122ZM144 43V42H143ZM140 44L141 46L143 45L144 46V44ZM148 43H150V42H148ZM147 43V44H148ZM177 42H175V43H172V46H173V44H176ZM244 43H246V44H248V46H245V47H243L242 45H245ZM119 44V43H118ZM126 44L127 43H125V47H127L126 46ZM132 44H134V43H132ZM146 44V45H147ZM158 44V43H157ZM170 44V43H169ZM84 45V44H83ZM111 45V44H110ZM128 45H130V43H128ZM137 45H139V44H137ZM178 45V44H177ZM32 46V47H31ZM85 46H88V45H84L83 47H85ZM90 46V45H89ZM116 46V45H115ZM119 47H120V45H118ZM163 46H165V45H163ZM162 46V47H163ZM170 46V45H169ZM181 46H182V44H181ZM196 46H199V45H196ZM67 47H70L71 49H74V51L72 50L71 51V49H67V50H65V48H67ZM100 47H101V45H100ZM107 47V46H106ZM109 47V46H108ZM112 47V46H111ZM123 47V49L122 50H124V45L122 46ZM122 47H120V49L122 48ZM136 47V46H135ZM153 48L155 47V46H152ZM152 47H151V49H148V50H151L152 51ZM168 46H165V48H167ZM186 47V46H185ZM185 47H183V48H185ZM195 47V46H194ZM200 47V46H199ZM161 48V47H160ZM159 48V49H160ZM165 48H163V49H165ZM187 48V47H186ZM196 48H198V47H196ZM195 48V49H196ZM204 48H200V49H204ZM98 49V48H97ZM96 49V50H97ZM106 49H108V48H106ZM106 49H104V50H106ZM119 49V48H118ZM117 49V50H118ZM125 49H127V48H125ZM162 49V50H163ZM101 50V49H100ZM110 50V49H109ZM137 50V49H136ZM141 50H143V49H141ZM147 50V51H148ZM161 50V49H160ZM161 50V51H162ZM107 51V50H106ZM105 51V52H106ZM132 51V50H131ZM146 51V53L148 54V52ZM237 51H239V54L237 53ZM113 52H116L115 50L113 51ZM121 52V51H120ZM119 52V50H118V52L117 53H120ZM156 52V51H155ZM174 53H175V50L173 51ZM173 52H171V54L173 53ZM198 51H195V54L197 53ZM209 52V53H210ZM100 53V52H99ZM101 53H103V52H101ZM194 53V52H193ZM208 53V54H209ZM75 54V53H74ZM95 54V53H94ZM97 54V53H96ZM141 54V53H140ZM139 54V55H140ZM144 54V53H143ZM170 54V55H171ZM150 55V54H149ZM157 55V54H156ZM155 55V56H156ZM187 57H189V56H192V49L189 47L188 49H187ZM144 56V55H143ZM152 56H154V55H152ZM152 56H151V58H152ZM167 56H168V54H167ZM183 56H185L186 57V55L184 54V55H182L181 56V58L183 57ZM193 56H194V54H193ZM195 56H197V54L195 55ZM211 56V55H210ZM131 57H133V56H131ZM142 57V55L139 57V59ZM205 57V56H204ZM109 59L111 58V56L110 57H108ZM108 58H106L105 59V61L108 59ZM138 58V57H137ZM137 58H135L136 59V61H138L137 60ZM168 58V57H167ZM172 58V57H171ZM178 58V57H177ZM180 58V57H179ZM178 58V59H179ZM209 58V57H208ZM101 59H104V57L103 58H101ZM100 59V60H101ZM125 59H129L128 57H127V55H125V56H123V55H121V56H118V57H116V58H114V59H112L111 60V62H109V66H119L120 64H121V61H125ZM143 59H145V57L143 58ZM142 59V60H143ZM161 59V58H160ZM178 59H177V61H178ZM190 59V58H189ZM188 59V60H189ZM194 59V58H193ZM83 61V60H82ZM95 61H97V60H95ZM94 61V62H95ZM133 61V60H132ZM132 61H131V63L129 64V65H131L132 64ZM140 61V60H139ZM176 61V62H177ZM103 62V61H102ZM134 62H135V60H134ZM159 62V61H158ZM175 62V61H174ZM173 62V63H174ZM186 62V61H185ZM206 62V61H205ZM205 62H203V63H205ZM97 64L96 65H98L99 64V66L101 65L100 63H98V61L96 62ZM111 63V64H110ZM190 63H191V60H190ZM87 64H91V63H87ZM106 64H108V63H106ZM105 64V65H106ZM180 64V63H179ZM179 64H176L175 66H171V67H169L168 69H167V72H170L171 70H173L174 68L175 69H178V70H180L181 68H182V64L181 65H179ZM198 64V63H197ZM195 65L196 67L198 66V65ZM83 65V66H82ZM85 65H86V63H85ZM85 65L84 64H81V66L82 67H84V68H86L85 67ZM145 65H147V64H145ZM144 65V67H148V66H145ZM162 65V63L160 62V63H156L155 65H151L150 67H148V69L150 70V71H153V70H156L157 68H159L160 66ZM80 66V67H81ZM87 66V65H86ZM95 66V65H94ZM93 66V67H94ZM125 66V65H124ZM62 67V66H61ZM98 67V66H97ZM104 67V66H103ZM103 67H101V69L103 68ZM142 67V66H141ZM140 67V68H141ZM137 68V67H136ZM192 68H194V67H192ZM71 69V68H70ZM78 69H79V67H78ZM91 69V68H90ZM89 69V70H90ZM100 69V70H101ZM143 69V68H142ZM80 70V69H79ZM79 70H77V72L76 73H78V71ZM81 70H82V68H81ZM127 70H129V69H127ZM140 70V69H139ZM24 71V70H23ZM57 71V70H56ZM141 71V70H140ZM80 72V71H79ZM85 72V71H84ZM83 72V73H84ZM97 72V71H96ZM103 72V71H102ZM114 72V71H113ZM125 72H127V71H125ZM137 72V71H136ZM139 72V71H138ZM138 72H137V74H138ZM90 74L92 73V72H89ZM120 73V72H119ZM118 73V74H119ZM152 73V72H151ZM186 73V72H185ZM82 74V73H81ZM95 74V73H94ZM110 73L109 72H106V74H105V78H112L113 76L111 75H109ZM48 75L50 76V74L48 73ZM99 75V74H98ZM120 75H122V74H120ZM130 75V74H129ZM135 75V74H134ZM155 75H157V74H155ZM207 75V74H206ZM47 76V75H46ZM48 76V77H49ZM68 76V75H67ZM72 76V75H71ZM96 76V75H95ZM178 76V75H177ZM176 76V77H177ZM35 77V76H34ZM38 77V76H37ZM37 77H35V78H37ZM57 77V76H56ZM74 77V76H73ZM75 77H77L76 75H75ZM74 77V78H75ZM87 77H89V76H87ZM132 77H134V76H127L126 77V79H131ZM175 77V78H176ZM208 77H210V76H207V78ZM10 78H11V76H10ZM34 78V79H35ZM50 78V77H49ZM71 78V77H70ZM92 78V77H91ZM204 78V77H203ZM211 78V79H212ZM28 79V78H27ZM32 78L30 77V79H28V80H31ZM44 79H45V77H44ZM46 79H48L47 77H46ZM45 79V80H46ZM54 79V78H53ZM113 79H114V77H113ZM112 79V80H113ZM146 79V78H145ZM189 79V78H188ZM209 79V78H208ZM211 79L209 80V81H211ZM2 80V79H1ZM28 80H26V82L28 81ZM70 80V79H69ZM71 80H72V78H71ZM122 80H123V82H122ZM122 80H120V81H118V83H116L115 82V85H121L120 86V88L122 89V88H125L126 87V85H131L130 83V80H125L124 81V79H122ZM154 80V79H153ZM171 80V78H169L168 80H167V82H169ZM190 80V79H189ZM3 81V80H2ZM2 81H0V82H2ZM42 81V79L39 81V82H41ZM84 81H86V80H84ZM143 81V80H142ZM149 81V80H148ZM173 81V80H172ZM191 81H192V79H191ZM216 81V82H217ZM24 83H25V81H23ZM23 82H22V84H23ZM38 83V82H37ZM53 83V82H52ZM51 83V84H52ZM82 83V82H81ZM84 83V82H83ZM152 83V82H151ZM204 83V82H203ZM205 83H206V81H205ZM209 83V82H208ZM212 83V82H211ZM218 83H216L217 85H218ZM34 84V83H33ZM50 84V83H49ZM55 85H56V83H54ZM54 84H52V85H49V87H53V85ZM215 84V83H214ZM213 84V85H214ZM13 85V84H12ZM54 85V86H55ZM80 85V84H79ZM78 85V86H79ZM114 85V84H113ZM204 85V84H203ZM208 85V84H207ZM206 85V86H207ZM220 85H218V86H220ZM7 86H8V83H7ZM7 86H5V87H7ZM32 86V85H31ZM109 86H111V85H108V87ZM202 86V85H201ZM200 86V87H201ZM205 86V85H204ZM204 86H202L201 88H203ZM205 86V88H207ZM209 86V85H208ZM216 86V85H215ZM29 87V86H28ZM44 87V86H43ZM42 87V88H43ZM48 87V88H49ZM87 87V86H86ZM100 87H101V85H100ZM115 87V86H114ZM14 88V85H13V87L11 88V89H13ZM42 88H41V90L40 91H43L42 90ZM173 88V87H172ZM171 88V89H172ZM213 88H215V87H213ZM212 88V89H213ZM233 88H234V90H235V96L237 95V101L235 100V101H233L234 99L233 98H235V96L233 95ZM0 89H3V88H0ZM5 89V88H4ZM6 89H8V88H6ZM5 89V90H6ZM10 89V90H11ZM25 89V88H24ZM35 89H37V88H35ZM45 89V88H44ZM109 89V88H108ZM204 89V88H203ZM203 89H202V91H203ZM209 89H211V88H209ZM219 89H220V87H219ZM38 90H39V87H38ZM37 90V91H38ZM63 90V89H62ZM173 90V89H172ZM195 90V91H196ZM199 90H201L200 88H199ZM206 90V89H205ZM208 90V89H207ZM2 91V90H1ZM23 91V90H22ZM32 91V90H31ZM46 91V90H45ZM81 91V90H80ZM209 91V90H208ZM30 92V91H29ZM166 92V91H165ZM201 92V91H200ZM206 92V91H205ZM19 93V92H18ZM38 92H35V94H37ZM41 93V92H40ZM87 93V92H86ZM173 93V92H172ZM171 93V94H172ZM179 93V92H178ZM207 93V92H206ZM7 93H6V91L4 92V91H2V93H1V95L2 96H4L5 97V95H6ZM30 94V93H29ZM33 94V93H32ZM42 94V93H41ZM71 94V93H70ZM75 95V94H74ZM85 95V94H84ZM122 97H124V99H126V98H128L129 96H128V93H126V92H122ZM156 95H158V94H156ZM155 95V96H156ZM176 95H177V93H176ZM1 96V97H2ZM25 96H26V94H25ZM24 96V97H25ZM30 96V95H29ZM29 96H27V97H29ZM32 96H34V95H32ZM31 96V97H32ZM38 96V95H37ZM49 96V95H48ZM170 96V95H169ZM169 96H167V98H169ZM222 97V100H221V97ZM8 97V96H7ZM154 97V96H153ZM245 97V98H244ZM9 98H11V97H9ZM26 98V97H25ZM41 98H44L45 99V97H41ZM46 98H47V96H46ZM74 97H72L71 99H73ZM82 98V97H81ZM161 98V97H160ZM159 98V99H160ZM174 98V100H175V97H173ZM172 98V99H173ZM180 98V97H179ZM195 98V97H194ZM193 98V99H194ZM1 99V98H0ZM5 99V98H4ZM12 99V98H11ZM10 99V100H11ZM35 99H37V98H35ZM261 99V100H260ZM6 100H8V99H6ZM38 100V99H37ZM58 100V99H57ZM56 100V101H57ZM164 100H165V98H164ZM173 100V101H174ZM208 100V99H207ZM209 100V101H210ZM43 101V100H42ZM149 101V100H148ZM206 101V100H205ZM204 101V102H205ZM4 102H5V100H4ZM53 102V101H52ZM51 102V103H52ZM162 102H164V101H162ZM161 102V103H162ZM170 103H171V101H169ZM211 102V101H210ZM22 103V102H21ZM23 103H25V102H23ZM31 103H34V102H31ZM170 103H167V104H170ZM201 103V102H200ZM207 103V102H206ZM263 103H264V100H263ZM35 104V103H34ZM154 104V103H153ZM193 104V103H192ZM208 104V103H207ZM219 104H220V106H219ZM2 105V104H1ZM68 105V104H67ZM14 106H18V105H14ZM20 106V105H19ZM29 106V105H28ZM30 106H31V104H30ZM29 106V107H30ZM35 106H37V104H35ZM152 106V105H151ZM239 106V105H238ZM5 107H8V105L7 106H5ZM5 107H3L4 109L3 110H5ZM13 107V106H12ZM12 107L10 108V109H12ZM26 107V106H25ZM29 107L27 108L28 110H29ZM46 107V106H45ZM49 107V106H48ZM60 107V106H59ZM62 107V106H61ZM60 107V108H61ZM156 107V106H155ZM161 107V106H160ZM165 107V106H164ZM237 107V106H236ZM0 108H2V107H0ZM17 107H15V109H16ZM38 108V107H37ZM40 108H41V106H40ZM59 108V109H60ZM71 108V107H70ZM202 108V107H201ZM67 109H69V108H67ZM67 109H65V110H67ZM167 109V108H166ZM235 109V110H236ZM9 110V109H8ZM13 110V109H12ZM21 110H23V109H21ZM73 110V109H72ZM136 110V109H135ZM149 110V109H148ZM159 110H160V108H159ZM234 110V111H235ZM1 111V110H0ZM6 111V110H5ZM60 111V113L61 112H63V110H59ZM203 111V110H202ZM201 111V112H202ZM3 112V111H2ZM9 112V111H8ZM8 112L6 113L5 112V114L7 115L8 114ZM58 112V111H57ZM237 111L235 112V114L236 113H238ZM11 113V112H10ZM162 113V112H161ZM174 113H175V111H174ZM207 113H208V111H207ZM223 114H224V112H222ZM221 113V114H222ZM1 114V113H0ZM3 114H4V112H3ZM3 114H1V115H3ZM9 115V114H8ZM45 115H47V114H45ZM61 115V114H60ZM171 115V114H170ZM204 115V114H203ZM225 115V114H224ZM237 115V114H236ZM249 115V114H248ZM194 116H196V115H194ZM251 116V115H250ZM253 116V115H252ZM251 116V117H252ZM45 117V116H44ZM58 117H59V115H58ZM148 117V116H147ZM150 117V116H149ZM155 117V116H154ZM185 117V116H184ZM197 117V116H196ZM39 118V117H38ZM54 118H57V117H54ZM247 119H249V116L248 117H246ZM35 119H37V117H35ZM50 119V118H49ZM48 119V120H49ZM220 119V118H219ZM231 119V118H230ZM235 119H236V117H235ZM238 119V118H237ZM262 119V118H261ZM11 120V119H10ZM14 120V119H13ZM13 120H11V121H13ZM33 120V119H32ZM98 120V119H97ZM181 120V119H180ZM224 120V119H223ZM242 120V119H241ZM240 120V123L242 122ZM40 121H42V120H40ZM60 121V120H59ZM163 121V120H162ZM172 121V120H171ZM222 121V120H221ZM235 121V120H234ZM262 121H264L263 119H262ZM5 122V121H4ZM3 122V123H4ZM9 123H10V121H8ZM43 122V121H42ZM96 122V121H95ZM169 122H170V120H169ZM255 130L257 129V125H259L258 123L259 122H261V121H259V122H257L256 120H255ZM12 123V122H11ZM16 123V122H15ZM38 124H39V122H37ZM41 123V122H40ZM54 123V122H53ZM58 123V122H57ZM60 123V122H59ZM94 123V122H93ZM98 123H99V121H98ZM189 123V122H188ZM215 123V122H214ZM222 123H223V121H222ZM248 123V122H247ZM262 123V122H261ZM1 124V123H0ZM5 124H7V122L5 123ZM5 124H2V128L0 127V129H5V127L3 128V125L5 126ZM87 124V123H86ZM85 124V125H86ZM187 124V123H186ZM185 124V125H186ZM233 124V123H232ZM253 124V123H252ZM14 125V124H13ZM12 124H11V126H13ZM32 125V124H31ZM55 125H58V124H55ZM94 125V124H93ZM100 125V124H99ZM1 126V125H0ZM10 126V128H9V124L6 126V128H9V129H13V127H11ZM30 126V125H29ZM50 126V125H49ZM165 126V125H164ZM163 126V127H164ZM187 126V125H186ZM186 126H184V127H186ZM219 126V125H218ZM243 126H245V125H243ZM250 126V125H249ZM249 126L247 127L248 129H249ZM16 127V126H15ZM30 127H32V126H30ZM230 127H231V124H230ZM235 127H236V125H235ZM259 127V126H258ZM61 128V127H60ZM214 128V127H213ZM216 128H218V127H216ZM215 128V129H216ZM220 128V127H219ZM236 128H239L238 126L236 127ZM241 128H244V127H242L241 126ZM246 128V129H247ZM254 128V127H253ZM253 128H252V130H251V134L253 133L252 131H253ZM264 128V127H263ZM263 128L261 129L262 131V133H263ZM11 129V130H12ZM27 129H29V128H27ZM27 129H26V131H27ZM225 129V128H224ZM245 129V130H246ZM247 129V130H248ZM259 129V128H258ZM8 130V129H7ZM10 130V131H11ZM49 130V129H48ZM80 130V129H79ZM102 130V129H101ZM227 130V129H226ZM226 130H224L225 131V133H226ZM232 130V129H231ZM240 130H242V129H240ZM239 130V131H240ZM1 131V130H0ZM5 131V130H4ZM3 131V132H4ZM23 131H25L24 129L22 130V132ZM73 131V130H72ZM218 131V130H217ZM216 131V132H217ZM223 131V130H222ZM223 131V132H224ZM259 131V130H258ZM2 132V131H1ZM13 132V131H12ZM43 132V131H42ZM50 132V131H49ZM79 132H81V130L79 131ZM78 132V133H79ZM90 132V131H89ZM93 132V131H92ZM202 131H200V133H201ZM215 132V131H214ZM231 132V131H230ZM229 132V133H230ZM248 131H246L245 133H247ZM260 132V134H262ZM5 133V132H4ZM26 133V132H25ZM47 133V132H46ZM86 133V132H85ZM84 133V135H86V137H88V135L87 134H85ZM235 133H237V132H235ZM243 133V132H242ZM3 134V133H2ZM15 134V133H14ZM21 134V133H20ZM100 134V133H99ZM211 134V133H210ZM214 134V133H213ZM239 134V133H238ZM249 134V133H248ZM254 134V133H253ZM7 135V134H6ZM22 135V134H21ZM44 135H45V133H44ZM75 135V134H74ZM80 135H82V132H81V134ZM84 135H82L84 138H85V136ZM222 135V134H221ZM237 135V134H236ZM241 135V134H240ZM243 135V134H242ZM262 135H264V134H262ZM1 137L2 136H4V135H0ZM14 136V135H13ZM12 135L10 136V138H9V140H12L13 137ZM76 136V135H75ZM210 136V135H209ZM214 136V135H213ZM212 136V137H213ZM232 136V135H231ZM247 136V135H246ZM249 136V135H248ZM252 135H250V137H251ZM39 137V136H38ZM38 137L37 138H33L32 140H37V141H39L38 140ZM46 137V136H45ZM90 137V136H89ZM112 137V136H111ZM110 137V138H111ZM206 137V136H205ZM208 137V136H207ZM222 137H225L224 136V133H223V136ZM237 137V136H236ZM235 137V138H236ZM238 137H239V135H238ZM43 138V137H42ZM69 138H70V136H69ZM68 138V139H69ZM82 138V137H81ZM109 138V139H110ZM210 138V137H209ZM208 138V139H209ZM213 138H215V137H213ZM213 138H211V140L213 139ZM243 138H245L244 136H243ZM68 139H66L67 141H68ZM94 139H95V137H94ZM93 139V140H94ZM107 139V138H106ZM106 139L104 140V142H106ZM108 139V140H109ZM216 139V138H215ZM255 139H258V138H255ZM29 140V139H28ZM41 140V139H40ZM56 140V139H55ZM54 140V141H55ZM81 140V139H80ZM107 140V141H108ZM134 140H135V138H134ZM193 140V139H192ZM210 140V144H211V141ZM214 140V139H213ZM236 140V139H235ZM242 140V139H241ZM246 140H247V138H246ZM245 140V141H246ZM251 140H252V138H251ZM259 140H261V139H258V141ZM1 141H3V140H1ZM0 141V142H1ZM16 141H18V138L16 139ZM15 141V142H16ZM75 141V140H74ZM206 141H208V140H206ZM220 141V140H219ZM218 141V142H219ZM239 141V140H238ZM254 141V140H253ZM9 142V141H8ZM8 142H7V144H8ZM28 142V141H27ZM30 142H32L33 143V141H30ZM30 142H28L29 143V146H30ZM35 142V141H34ZM76 142V141H75ZM83 142V141H82ZM137 142V141H136ZM223 142V141H222ZM229 142V141H228ZM255 142H257V140L256 141H254V144H255ZM263 142V144H264V140L262 141ZM261 142V143H262ZM26 143V142H25ZM27 143V144H28ZM32 143H31V145H32ZM86 143H88V141L86 142ZM185 143V142H184ZM206 143V142H205ZM208 143V145L209 146H211L210 144ZM214 143V142H213ZM233 143V142H232ZM242 143V142H241ZM253 143V142H252ZM2 144V143H1ZM12 144H14V143H12ZM26 144V146H28ZM35 144V143H34ZM81 144V143H80ZM84 144V143H83ZM89 144V143H88ZM87 144V145H88ZM90 144H92V142H90ZM130 144V143H129ZM128 144V145H129ZM215 144H217V143H215ZM219 144V143H218ZM217 144V145H218ZM238 144V143H237ZM240 144V143H239ZM15 145H16V143H15ZM14 145V146H15ZM72 145H73V142H72ZM71 145V146H72ZM87 145L85 144L84 145V147L85 148H87ZM100 145V144H99ZM205 144H203V146H204ZM252 145V144H251ZM250 145V146H251ZM261 145V144H260ZM11 147L13 146V145H10ZM59 146H61V145H59ZM67 146H69V145H67ZM130 146V145H129ZM202 146V147H203ZM206 146V145H205ZM215 146V145H214ZM230 146V145H229ZM39 147V146H38ZM51 147V146H50ZM83 147V148H84ZM247 146H245V148H246ZM260 147V146H259ZM258 147V145H257V148H259ZM4 148V147H3ZM2 148V149H3ZM13 148V147H12ZM34 149L35 148H37V147H33ZM49 148V147H48ZM48 148H47V150L46 151H48ZM85 148H84V150H85ZM201 148V147H200ZM210 148V147H209ZM208 148V149H209ZM220 148H221V146H220ZM244 148V149H245ZM256 148V149H257ZM40 149H42V148H40ZM39 149V150H40ZM68 149V148H67ZM88 149V148H87ZM86 149V150H87ZM124 149V148H123ZM126 149V148H125ZM204 149V148H203ZM206 149V148H205ZM213 149V148H212ZM225 149H227V148H225ZM247 149V148H246ZM252 149H254L255 150V146L252 148ZM264 149V148H263ZM262 149V150H263ZM1 150V149H0ZM12 150V149H11ZM11 150H8L7 149V154H8V152L9 151H11ZM52 150H53V147H52ZM66 150V149H65ZM75 150V149H74ZM83 149H82V151H84ZM122 149H120V151H121ZM200 150L201 149H199V152L198 153H200ZM207 150V149H206ZM253 150V151H254ZM262 150H260V152H263ZM24 151V150H23ZM26 151V150H25ZM28 151V150H27ZM27 151H26V154H27ZM50 151H51V149H50ZM119 151V150H118ZM117 151V152H118ZM246 151V150H245ZM2 152V151H1ZM0 152V153H1ZM69 152V151H68ZM67 152V153H68ZM252 151H250V153H251ZM4 153V152H3ZM25 153V152H24ZM50 153V152H49ZM66 153V154H67ZM259 153V152H258ZM258 153H257V155H258ZM264 153V152H263ZM4 154H6V150H5V153ZM70 154H71V151H70ZM69 154V155H70ZM208 154V153H207ZM246 154V153H245ZM9 155V154H8ZM8 155H6V157L8 156ZM61 155H62V153H61ZM76 155H78V154H76ZM202 155V154H201ZM249 155V154H248ZM253 155V154H252ZM259 155H260V153H259ZM22 156V155H21ZM21 156H20V160L22 159L21 158ZM33 156H35V155H33ZM59 156V155H58ZM75 155L73 154V157H74ZM1 157V156H0ZM4 157H5V155H4ZM23 157H24V155H23ZM29 157V156H28ZM45 157V156H44ZM197 157V156H196ZM233 157V156H232ZM251 157V156H250ZM26 158V157H25ZM24 158V159H25ZM42 158V157H41ZM163 158V157H162ZM188 158V157H187ZM242 158H243V156H242ZM241 158V159H242ZM18 158H16L15 160H17ZM18 159V160H19ZM24 159H22V160H24ZM30 159V158H29ZM59 159V158H58ZM65 159H67V158H65ZM70 159H72V157L70 158ZM69 159V160H70ZM232 159V158H231ZM239 159V158H238ZM249 159V158H248ZM255 159V158H254ZM253 159V161H255ZM15 160H13V161H15ZM27 160H28V158H27ZM32 160V159H31ZM55 160V159H54ZM54 160H52V161H54ZM64 160V159H63ZM260 160V159H259ZM26 161V160H25ZM28 161H30V160H28ZM56 161H58V160H56ZM65 161V160H64ZM63 161V162H64ZM228 161V160H227ZM237 161V160H236ZM15 162H17V161H15ZM19 162V163H18ZM17 162V164H20L21 165V163H22V161H21V163H20V161H18ZM24 162V161H23ZM30 162H32V161H30ZM39 162V161H38ZM60 162H61V160H60ZM81 162V161H80ZM246 162V161H245ZM256 162H258V160H256ZM11 163H13V164H15L14 162H11ZM26 164H29V163H27V161L25 162ZM34 163H35V161H34ZM54 163V162H53ZM52 162H51V165L53 164ZM62 163V162H61ZM227 163V162H226ZM59 164V163H58ZM65 164V163H64ZM70 165V163H67V165ZM74 164V163H73ZM246 164V163H245ZM253 164V163H252ZM254 164H257V163H255L254 162ZM259 164V163H258ZM20 165H14L15 167H17L18 168V170H17V168H14V170H16V171H19V172H21L22 171V169L24 168V166H23V168L20 166ZM22 165H24L23 163H22ZM33 165V164H32ZM60 165V164H59ZM59 165H58V167H59ZM66 165V166H67ZM239 165V164H238ZM243 165H244V163H243ZM11 166H12V164H11ZM10 165H9V167H7L6 169L8 170V168H10L11 167ZM26 167H27V165H25ZM48 166H50V164L48 165ZM48 166H47V168H48ZM63 166V165H62ZM61 165H60V167L59 168H61L62 167ZM65 166V165H64ZM233 166V165H232ZM21 167V168H20ZM29 167V166H28ZM28 167L25 169V170H27L28 169ZM58 167H57V169L56 168H54V170L56 169V170H58ZM247 167V166H246ZM245 167V169H247ZM252 167V166H251ZM12 169H13V166L11 167ZM30 168V167H29ZM256 168H258V166L256 165ZM262 168V167H261ZM73 169V168H72ZM75 169V168H74ZM251 169H254V168H251ZM6 170V171H7ZM11 170V169H10ZM9 170V171H10ZM21 170V171H20ZM142 170H145V169H142ZM147 170V169H146ZM244 170V169H243ZM255 170V169H254ZM5 171V170H4ZM11 171H13V170H11ZM43 171H45V170H43ZM67 171H68V169H67ZM71 171V170H70ZM242 171V170H241ZM246 171V170H245ZM252 171V170H251ZM250 171V172H251ZM15 172V171H14ZM18 172V173H19ZM140 172H142V171H140ZM139 172V173H140ZM10 173V172H9ZM53 173H54V171H53ZM138 173V172H137ZM136 173V174H137ZM143 173V174H142ZM141 174L142 175H147L146 174V172H145V174H144V171L142 172ZM243 173H244V171H243ZM249 173V172H248ZM64 173H62V175H63ZM131 174V173H130ZM129 174V175H130ZM133 174H135V173H133ZM242 174V173H241ZM40 175V174H39ZM49 175H50V173H49ZM59 175H61V174H59ZM66 176V175H65ZM91 176V175H90ZM89 176V177H90ZM133 176V175H132ZM132 176H129V177H131L132 178ZM138 176H140V175H138ZM144 176H142V177H144ZM63 177H64V175H63ZM62 176H61V179L63 178ZM89 177H87V179H89ZM129 177H127V179L129 178ZM135 177V176H134ZM133 177V178H134ZM141 177V178H142ZM249 177V176H248ZM57 178V177H56ZM86 178V177H85ZM92 178V177H91ZM136 178V177H135ZM138 178V177H137ZM257 178V177H256ZM58 179H60V178H58ZM104 179V178H103ZM140 179V178H139ZM144 179V178H143ZM236 179V178H235ZM246 179V178H245ZM42 180V179H41ZM53 180V179H52ZM51 180V181H52ZM84 180H86V179H84ZM133 180V179H132ZM131 180V181H132ZM137 180V179H136ZM150 180V179H149ZM261 180H263V179H261ZM103 181V180H102ZM101 181V182H102ZM139 181V180H138ZM235 181V180H234ZM141 182V181H140ZM140 182H138V184H140ZM148 182V181H147ZM147 182H146V184H147ZM236 182V181H235ZM264 182V181H263ZM76 183H78V182H76ZM80 183V182H79ZM108 183V185L109 184H111V183H109V182H107ZM107 183H105V185L107 184ZM123 183V182H122ZM129 183H131V182H129ZM13 184V183H12ZM81 184V183H80ZM113 184V183H112ZM137 184V185H138ZM231 184V183H230ZM262 184V183H261ZM85 185V184H84ZM121 185V184H120ZM119 185V186H120ZM124 185H125V183H124ZM129 185V184H128ZM133 185H134V183H133ZM26 186V185H25ZM33 186V185H32ZM73 186V185H72ZM99 186V185H98ZM110 186V185H109ZM114 187H115V185H113ZM116 186H117V184H116ZM131 186V185H130ZM23 187H24V185H23ZM81 187H83V185L81 184ZM132 187H134V186H132ZM135 187H136V184H135ZM144 187V186H143ZM1 188V187H0ZM105 188H107V187H105ZM122 188H123V186H122ZM121 188V190H123ZM75 189V188H74ZM79 189H80V187H79ZM110 189H113L112 187L110 188ZM124 189H126V188H124ZM133 189V188H132ZM142 189V188H141ZM103 190V189H102ZM117 190H120L119 188L117 189ZM120 190V191H121ZM129 190H131V189H129ZM75 191V190H74ZM73 191V192H74ZM115 191H116V188H115ZM126 191V190H125ZM66 192V191H65ZM71 192V191H70ZM104 192H105V190H104ZM110 192H112V191H110ZM117 192V191H116ZM124 192V191H123ZM128 192V191H127ZM133 192V191H132ZM227 192V191H226ZM66 193H68V192H66ZM96 193V192H95ZM102 193V191L101 192H98V195L99 194H101ZM108 193V190H107V192L106 193H103V194H107ZM126 193V192H125ZM130 193V192H129ZM65 194V193H64ZM69 194V193H68ZM72 193H70V195H71ZM76 194H77V191H76ZM102 194V195H103ZM122 194H124V193H122ZM66 195V194H65ZM63 196L62 197V199H64V197H67V196ZM75 196V194H72L71 195V197L72 196ZM95 196L97 195V194H94ZM110 195V194H109ZM125 195V194H124ZM62 196V195H61ZM114 196H116V193H115V195ZM119 196V195H118ZM101 197V196H100ZM103 197V196H102ZM121 197H123V196H121ZM60 199H61V197H59ZM58 198V199H59ZM96 198H97V196H96ZM95 198V200H96V202H99V201H97V199ZM99 198V197H98ZM113 198V197H112ZM120 198V197H119ZM124 198V197H123ZM122 198V199H123ZM130 198H131V196H130ZM59 199V200H60ZM66 199V198H65ZM109 199H111V198H109ZM109 199H105V200H103V203H111V202H114V201H116L117 199H111V200H109ZM129 199V198H128ZM83 200H85L86 201V203L84 204V205H87V207H89L90 208V206H94V205H96V203H95V200H94V198H92V196L88 193V195H87V197L85 198V199H83ZM99 200H100V198H99ZM119 200V199H118ZM121 200V199H120ZM4 201V200H3ZM2 201V202H3ZM122 201V200H121ZM130 201V200H129ZM256 201H258L257 199H256ZM84 202V201H83ZM80 203H82V202H80ZM102 203V204H103ZM117 203V202H116ZM119 203V202H118ZM76 204H79V203H77L76 202ZM256 204V203H255ZM262 204H264V203H262ZM100 205V204H99ZM98 205V206H99ZM67 206H68V204H67ZM102 206V205H101ZM0 207L1 208H3L1 205H0ZM73 207V206H72ZM81 207V206H80ZM82 207H84L83 205H82ZM261 207H263V205L261 206ZM260 207V208H261ZM146 208V207H145ZM144 208V209H145ZM259 208V209H260ZM264 208V207H263ZM4 209V208H3ZM56 209V208H55ZM63 209V207L61 208V210ZM66 209V208H65ZM75 209H76V207H75ZM78 209V208H77ZM84 209V208H83ZM91 209H93V208H91ZM94 209H96V206H95V208ZM143 209V208H142ZM259 209H257V210H259ZM54 210V209H53ZM72 210V209H71ZM70 210V211H71ZM79 211L81 210V209H78ZM88 210V209H87ZM140 211H142L141 209H139ZM63 211V210H62ZM75 211H77V210H75ZM74 211V212H75ZM82 211V213H83V210H81ZM145 211V210H144ZM253 211V210H252ZM3 212V211H2ZM1 212V213H2ZM85 212V211H84ZM86 212H89V211H86ZM130 212V211H129ZM129 212H125V215L126 216H129V215H127ZM132 212V211H131ZM137 212H138V210H137ZM38 213V212H37ZM37 213H35V215H37ZM43 213V212H42ZM41 213V214H42ZM69 213V212H68ZM133 213H135L134 212V210H133ZM38 214H40V213H38ZM49 214H51V213H49ZM66 214V213H65ZM70 214V213H69ZM72 214H73V212H72ZM76 214V213H75ZM131 214V213H130ZM137 214V213H136ZM136 214H134V216L136 215ZM252 214V213H251ZM255 214V213H254ZM261 214V213H260ZM53 215V214H52ZM56 215V214H55ZM67 215V214H66ZM66 215H65V217H66ZM122 215H123V213H122ZM121 215V217L123 218V216ZM227 215V214H226ZM230 215H231V213H230ZM104 216V215H103ZM105 216H107V215H105ZM125 216V217H126ZM136 216H138L139 217V215H136ZM228 216V215H227ZM24 217V216H23ZM37 217H39V216H37ZM46 217H47V215H46ZM63 217V216H62ZM61 217V218H62ZM64 217V218H65ZM111 217V216H110ZM120 217V216H119ZM236 217V216H235ZM250 217V216H249ZM27 218V217H26ZM48 218V217H47ZM61 218H57V219H61ZM70 218V217H69ZM130 218H131V216H130ZM224 218V217H223ZM14 219V218H13ZM23 219V218H22ZM25 219V218H24ZM44 220H45V218H43ZM66 219V218H65ZM65 219H64V221H62V222H65ZM101 219H103V218H101ZM120 219V218H119ZM134 219H135V217H134ZM137 219V218H136ZM236 219V218H235ZM261 219V218H260ZM33 220H35V219H33ZM39 220H41V218L39 219ZM50 219H48V220H46L47 222H50L49 221ZM62 220H63V218H62ZM68 220H70V219H68ZM67 220V221H68ZM93 220V222L95 221L96 222V220H94V219H92ZM106 220V219H105ZM107 220H109V219H107ZM111 220V219H110ZM109 220V221H110ZM121 220V219H120ZM120 220H119V222H120ZM133 220V219H132ZM11 221H12V219H11ZM17 221V220H16ZM25 221V220H24ZM53 221V220H52ZM55 221V220H54ZM53 221V222H54ZM59 221V220H58ZM61 221V220H60ZM71 221V220H70ZM98 221H99V219H98ZM101 221V220H100ZM118 221V220H117ZM123 221V220H122ZM134 221V220H133ZM132 221V222H133ZM234 220H232L231 222H233ZM249 221V220H248ZM257 221V220H256ZM8 222V221H7ZM14 222V221H13ZM30 222V221H29ZM31 222H33V221H31ZM44 222V221H43ZM88 222V221H87ZM92 222V223H93ZM94 222V223H95ZM102 222H104V221H102ZM118 222V223H119ZM126 222V221H125ZM124 221L122 222V223H125ZM139 223L138 224H135V225H139V224H141L140 222L141 221H138ZM230 222V221H229ZM230 222V223H231ZM9 223V222H8ZM12 223V222H11ZM41 223V224H40ZM40 223H38V227L40 226V227H42V228H44L45 226H47L46 225V222H44L43 224H42V222H40ZM59 224H60V222H58ZM90 224H91V222H89ZM93 223V224H94ZM97 223H99V222H97ZM117 223V224H118ZM121 223V224H122ZM127 223H128V220H127ZM129 223H131V221L129 222ZM136 223V222H135ZM223 223V222H222ZM225 224H226V222H224ZM20 224V223H19ZM18 224V225H19ZM21 224H23V223H21ZM54 224H57V220H56V223L54 222ZM53 224V225H54ZM58 224V225H59ZM131 224H133L134 225V223H131ZM130 224V225H131ZM258 224V223H257ZM4 225V224H3ZM18 225H15L16 227L18 226ZM30 225V224H29ZM49 226L51 225V223H49L48 224ZM64 225V224H63ZM62 225V226H63ZM69 225V224H68ZM97 225V224H96ZM119 225H120V223H119ZM118 225V228H120V226H122V225H120L119 226ZM124 225V224H123ZM9 226V225H8ZM13 226V225H12ZM57 226V225H56ZM64 226H66V225H64ZM91 226H93L92 224H91ZM99 227H100V223H99V225H98ZM105 226H106V223H105ZM117 226V225H116ZM137 226L135 227V228H137ZM218 226V225H217ZM222 226V225H221ZM227 226V225H226ZM229 226H230V228H231V225L229 224ZM233 226V225H232ZM257 225L255 224V227H256ZM259 226V225H258ZM264 226V225H263ZM10 227V226H9ZM28 227H30V226H27V228ZM68 226H66V228H67ZM88 227H89V225H88ZM94 227V226H93ZM109 227V226H108ZM124 227V226H123ZM128 227V226H127ZM219 227V226H218ZM228 227V226H227ZM242 227H243V225H242ZM255 227L253 226V228L255 229ZM1 228H2V226H1ZM19 229H20V227H18ZM27 228H24V229H27ZM32 228V227H31ZM30 228V229H31ZM34 228V227H33ZM32 228V229H33ZM47 229H48V226L46 227ZM41 229L40 231H44V230H47V229ZM58 228H59V226H58ZM65 228V227H64ZM85 228V227H84ZM95 228H96V226H95ZM101 228V227H100ZM99 228V229H100ZM107 228V227H106ZM116 228V227H115ZM118 228H116V229H118ZM229 228V229H230ZM233 228V227H232ZM231 228V229H232ZM251 228V227H250ZM257 228V227H256ZM259 228V227H258ZM10 229V228H9ZM18 229V230H19ZM35 229H37V227H35ZM53 230V228H50V230ZM55 229H57V227L55 228ZM54 229V230H55ZM92 229H94V228H92ZM91 229V230H92ZM97 229H98V227H97ZM98 229V230H99ZM108 229V228H107ZM123 229V228H122ZM130 229V228H129ZM162 229V228H161ZM249 229V228H248ZM23 230V229H22ZM21 230V231H22ZM38 230V229H37ZM53 230V231H54ZM60 230H61V228H60ZM86 230V229H85ZM88 230V229H87ZM90 230V231H91ZM104 230V229H103ZM119 230V229H118ZM131 230V229H130ZM135 230H139V228H137V229H135ZM163 230V229H162ZM216 230H217V228H216ZM250 230V229H249ZM249 230H246L244 233H246L247 231H249ZM252 230V229H251ZM52 231V232H53ZM93 231V230H92ZM106 231V230H105ZM114 231H115V229H114ZM122 231V230H121ZM164 231V230H163ZM215 231V230H214ZM223 231V230H222ZM228 231V230H227ZM231 230H229L228 232H230ZM254 231V230H253ZM18 232H20V231H18ZM51 232V231H50ZM98 232H101V234H102V232L104 233V231H102V230H100V231H98ZM113 232V231H112ZM117 232V231H116ZM131 232V231H130ZM129 232V233H130ZM133 233L132 234H134V230L132 231ZM164 232H166V231H164ZM227 232V233H228ZM249 232H251V231H249ZM260 232H261V230H260ZM259 232V233H260ZM263 232V231H262ZM118 233V232H117ZM124 233V232H123ZM125 233H127V229H126V232ZM157 233V232H156ZM155 233V234H156ZM160 233V232H159ZM161 233H163V232H161ZM254 233V232H253ZM256 233V232H255ZM21 234V233H20ZM78 234V233H77ZM93 234H94V232H93ZM92 234V235H93ZM99 234V233H98ZM97 234V235H98ZM111 234L113 235V233H110V236H111ZM115 234V233H114ZM153 235V236H155L154 237V239L156 238V235ZM223 234V233H222ZM229 234V233H228ZM228 234H227V236H228ZM230 234H231V232H230ZM229 234V235H230ZM250 234H252V232L250 233ZM258 234V233H257ZM256 234V235H257ZM263 234H264V232H263ZM85 235V234H84ZM90 235V234H89ZM95 235V234H94ZM117 235V234H116ZM116 235H114L115 237V239L117 238V236ZM124 235V234H123ZM127 235V234H126ZM129 235V234H128ZM131 235V234H130ZM129 235V236H130ZM159 235V234H158ZM163 235H164V233H163ZM216 235H217V233H216ZM215 235V236H216ZM220 235H221V233H220ZM226 235V234H225ZM241 235V237H242V235H243V233L242 234H240ZM246 235H248V232L246 233ZM253 235V234H252ZM255 235V236H256ZM259 235V234H258ZM262 234H260V236H261ZM77 236V235H76ZM120 236V235H119ZM118 236V237H119ZM125 236V235H124ZM135 236V235H134ZM161 236V235H160ZM205 236H207V235H205ZM214 236V237H215ZM222 236H224V235H222ZM260 236H258V237H260ZM264 236V235H263ZM66 237V236H65ZM85 237H87V235H85ZM92 236H90L89 238H91ZM120 237H122V235L120 236ZM158 238H159V236H157ZM214 237L212 236V238L214 239ZM216 237H218V236H216ZM224 237H226V236H224ZM224 237H222L221 239H224L225 240V238ZM229 237V236H228ZM250 237H252L251 235H250ZM262 237V236H261ZM93 238V237H92ZM125 238V237H124ZM133 238V237H132ZM193 238H195V237H193ZM244 238V237H243ZM242 238V239H243ZM247 239L249 238V237H246ZM257 238V237H256ZM264 238V237H263ZM72 239V238H71ZM74 239V238H73ZM130 239H131V237H130ZM203 239H205V238H203ZM202 239V240H203ZM216 240H217V238H215ZM246 239V240H247ZM250 239V238H249ZM253 239H255V238H253ZM260 238H258L257 240H259ZM62 240V239H61ZM76 240V239H75ZM74 240V241H75ZM88 240H90V239H88ZM93 240V239H92ZM109 240H112V239H109ZM117 240V239H116ZM119 240V239H118ZM120 240H124L123 238L121 239L120 238ZM126 240V239H125ZM124 240V242H126ZM156 240L157 239H155V242H156ZM159 240V239H158ZM157 240V241H158ZM199 240V239H198ZM201 240V241H202ZM238 240V239H237ZM240 240H241V238H240ZM246 240H242V241H245V243L248 241H246ZM256 240V243H258V241ZM261 240V239H260ZM64 241V240H63ZM71 241V240H70ZM69 241V242H70ZM84 242L86 241V239L85 240H83ZM83 241H81V242H83ZM153 242H154V240H152ZM200 241V242H201ZM215 241V240H214ZM252 241H254V240H252ZM251 241V242H252ZM62 242V241H61ZM60 242V243H61ZM71 242H73V241H71ZM70 242V243H71ZM83 242V243H84ZM87 242V241H86ZM111 242V241H110ZM110 242H108V243H110ZM118 242H120V243H122V241H117V243ZM190 242H193V240L192 241H190ZM196 242V241H195ZM215 242H217V241H215ZM221 242V241H220ZM228 242V241H227ZM227 242H226V240H225V243L227 244ZM237 242V241H236ZM235 242V243H236ZM238 242H240V241H238ZM255 242V241H254ZM59 243V244H60ZM107 242H106V244H108ZM113 243V242H112ZM116 243V242H115ZM115 243H113V244H115ZM218 243V242H217ZM217 243H216V246H217ZM229 243V242H228ZM244 243V244H245ZM256 243H255V246H256ZM79 244V243H78ZM125 243H123V245H124ZM155 244V243H154ZM215 244V243H214ZM241 243H239V245H240ZM248 244H250L249 242L247 243V245ZM253 244V243H252ZM262 244H264V243H262ZM262 244H260L261 245V247H262ZM62 245H64V244H62ZM67 245H69V244H67ZM110 245V244H109ZM122 245V244H121ZM121 245H119V246H121ZM190 245H192V244H190ZM193 245H194V243H193ZM193 245L191 246V247H193ZM196 245V244H195ZM198 245V244H197ZM206 245V244H205ZM212 245V244H211ZM219 245V244H218ZM220 245H224V243H222V244H220ZM220 245H219V247H220ZM235 245V244H234ZM71 246L72 245H70V248H71ZM74 246H75V244H74ZM105 245H103V247H104ZM111 246V245H110ZM118 245H117V247L118 248H116V249H118L119 250V248H121V247H119ZM243 246V244L241 245V247ZM253 247H254V245H252ZM259 246V245H258ZM257 246V247H258ZM60 247L61 248H63V246H61L60 245ZM59 247V248H60ZM69 247V246H68ZM68 247H66V248H68ZM115 247H116V245H115ZM152 247V246H151ZM194 247H196V246H194ZM193 247V248H194ZM223 247V246H222ZM225 247V246H224ZM223 247V249H225ZM226 247H227V245H226ZM233 247H235V246H233ZM245 247V246H244ZM243 247V248H244ZM249 247H250V245H249ZM65 248V249H66ZM73 248V247H72ZM82 248V247H81ZM80 248V249H81ZM106 248V247H105ZM104 248V249H105ZM126 248V247H125ZM129 248V247H128ZM206 248V247H205ZM215 248V247H214ZM214 248H213V250H214ZM240 248V247H239ZM239 248H238V251H239ZM246 248V247H245ZM55 249H57V248H55ZM76 249H77V246H76ZM75 249V250H76ZM103 249V251H105ZM107 249V248H106ZM113 249V248H112ZM192 249V248H191ZM217 249H219V248H217ZM221 249V248H220ZM259 249V248H258ZM257 249V250H258ZM69 250V249H68ZM74 250V249H73ZM88 250V249H87ZM125 250V249H124ZM127 251H123L124 253L125 252H129L130 250L129 249H126ZM194 250V249H193ZM208 250H209V252L211 251L212 252V249H210L209 247H208ZM215 250H216V248H215ZM233 250H235V249H233ZM241 250V249H240ZM256 250V249H255ZM261 250H262V248H261ZM260 250V251H261ZM264 250V249H263ZM60 250H58V252H59ZM62 251V250H61ZM60 251V252H61ZM64 251V250H63ZM67 251V250H66ZM89 251V250H88ZM88 251H87V253H88ZM95 251H99V250H95ZM95 251H94V253H95ZM112 251V250H111ZM116 251V250H115ZM120 251V250H119ZM187 251V250H186ZM195 251V250H194ZM203 251V250H202ZM201 251V252H202ZM220 251V250H219ZM245 251H247V248H246V250ZM249 251H252V250H249ZM72 252V251H71ZM85 252V251H84ZM117 252V251H116ZM190 252H191V250H190ZM206 252V251H205ZM235 252H237V250L235 251ZM235 252L233 253V254H235ZM241 253L242 252H244V249L243 250H241L240 251ZM256 252V251H255ZM262 252V251H261ZM74 253L75 252H73L72 254L74 255ZM97 253V252H96ZM95 253V254H96ZM102 253V252H101ZM103 253H105V252H103ZM110 253V252H109ZM118 253V252H117ZM117 253H115V254H117ZM124 253H122L123 255H124V259H125V255H127L126 253L124 254ZM192 253V252H191ZM190 253V254H191ZM214 253V252H213ZM239 252H237V254H238ZM248 253V252H247ZM68 254V253H67ZM71 254V255H72ZM79 254V253H78ZM78 254H76L75 256H77ZM82 254H84V253H82ZM95 254H93L94 256H95V260L96 261H101L100 260V257H102L103 256V254H102V256H101V254L98 256L99 257V259L98 258H96L97 256L95 255ZM99 254V253H98ZM129 254V253H128ZM189 254V253H188ZM188 254H187V256H188ZM189 254V255H190ZM197 254V253H196ZM199 254H200V252H199ZM208 254V253H207ZM212 254V253H211ZM227 254H229V252L227 253ZM233 254H232V256H233ZM240 254V253H239ZM243 255H244V253H242ZM242 254H240V255H242ZM56 255L58 256V253H57V251H56ZM64 255V254H63ZM66 255V254H65ZM71 255H69L70 257H71ZM86 255V254H85ZM88 255V254H87ZM105 255L107 256V253H105ZM198 255V254H197ZM196 255V257H195V262L196 261H198L196 258L198 257ZM202 255H203V252H202ZM205 255V254H204ZM236 255V254H235ZM75 256L73 257V258H75ZM81 256V255H80ZM84 256V255H83ZM108 256H109V254H108ZM108 256H107V259H108ZM112 256V255H111ZM113 256H115V255H113ZM112 256V257H113ZM121 256V258L123 257L122 255H120ZM187 256H185V257H187ZM200 256H201V254H200ZM207 256H209V254L207 255ZM206 256V257H207ZM218 256V255H217ZM216 256V257H217ZM231 256V255H230ZM245 256V255H244ZM242 257V259L243 258H245V257ZM58 257H60V254H59V256ZM69 257V258H70ZM79 257V256H78ZM85 257H87V256H85ZM105 257V256H104ZM111 257V258H112ZM190 257H192L191 255H190ZM227 257V256H226ZM236 257H238V256H236ZM249 257H251V255L249 256ZM64 258H65V256H64ZM80 258V257H79ZM79 258H78V261L80 262L82 259V257L80 258L81 260H79ZM88 258V257H87ZM92 258V257H91ZM115 258V257H114ZM119 258V257H118ZM121 258L119 259V260H121ZM187 258H189V257H187ZM194 258V257H193ZM193 258H192V260H191V263H192V261H193ZM201 258H202V256H201ZM212 258V257H211ZM246 258H248L247 256H246ZM66 259V258H65ZM72 259V258H71ZM84 259V258H83ZM98 259V260H97ZM103 259V258H102ZM106 259V258H105ZM110 259V258H109ZM123 259V258H122ZM158 259V258H157ZM160 259H162L161 257L159 258V260ZM198 259H200V258H198ZM213 259V258H212ZM222 260V259H225V257L224 258H219L218 257V261L219 260ZM229 259H235V258H229ZM228 259V260H229ZM239 259V258H238ZM250 259V258H249ZM254 259V258H253ZM252 259V260H253ZM258 259V258H257ZM257 259L254 261L253 260V263L254 262H256L257 261ZM59 260H61V258L59 259ZM93 260V259H92ZM91 260V261H92ZM114 260V259H113ZM126 260V259H125ZM185 260H187L186 258H185ZM216 260V259H215ZM227 260V261H228ZM248 260V259H247ZM75 261V260H74ZM77 261V262H78ZM90 261V260H89ZM111 261V260H110ZM124 261V260H123ZM123 261H121V262H123ZM155 261H157V260H155ZM184 261V260H183ZM217 261V260H216ZM215 261V262H216ZM226 261V260H225ZM244 261V260H243ZM251 261V260H250ZM249 261V262H250ZM258 261H260V259H258ZM1 262V261H0ZM64 262H65V260H64ZM66 262H69V261H67L66 260ZM71 262V261H70ZM69 262V263H70ZM77 262H76V264H77ZM88 262V261H87ZM95 264H96V262L95 261H93ZM107 262V261H106ZM118 262V259H117V261H115V262H112V263H114V264H116ZM121 262H120V264H121ZM160 262V261H159ZM163 262V261H162ZM188 262H189V260H188ZM195 262H193V264H195ZM214 262V261H213ZM214 262V263H215ZM220 262V261H219ZM219 262H216L217 264H219ZM229 262H231V260H229ZM235 262H236V260H235ZM235 262H232V263H235ZM240 262V261H239ZM242 262V261H241ZM246 262V261H245ZM72 263V262H71ZM75 263V262H74ZM99 263V262H98ZM124 263H126V262H124ZM156 263H158V261L157 262H155V264ZM190 262L189 263H187V264H191ZM201 263V262H200ZM208 263H209V261H208ZM212 263V262H211ZM215 263V264H216ZM228 263V262H227ZM226 262L224 263V264H227ZM260 263H261V261H260ZM60 264H61V261H60ZM64 264H66V263H64ZM68 264V263H67ZM73 264V263H72ZM91 264V263H90ZM100 264V263H99ZM102 264H105V261L102 263ZM108 264V263H107ZM111 264V263H110ZM159 264V263H158ZM164 264H165V262H164ZM169 264V263H168ZM205 264H207V263H205ZM238 264H241V263H238ZM245 264V263H244ZM247 264V263H246ZM250 264H251V262H250ZM257 264H259V262L257 263ZM263 264H264V261H263Z\"/></svg>",
  "mask_w": 264,
  "mask_h": 264
}]
</instances>
